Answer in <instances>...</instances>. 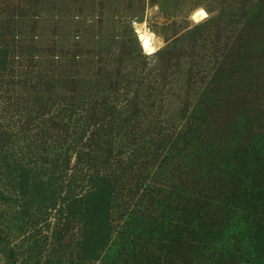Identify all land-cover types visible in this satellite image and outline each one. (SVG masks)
<instances>
[{"label":"rangeland","instance_id":"1","mask_svg":"<svg viewBox=\"0 0 264 264\" xmlns=\"http://www.w3.org/2000/svg\"><path fill=\"white\" fill-rule=\"evenodd\" d=\"M257 7L264 0H0V264H99L39 184L50 176L45 146L56 151L44 120L68 99L79 113L105 97L114 125H135L143 145L198 129L205 115L243 138L264 135Z\"/></svg>","mask_w":264,"mask_h":264},{"label":"trees","instance_id":"2","mask_svg":"<svg viewBox=\"0 0 264 264\" xmlns=\"http://www.w3.org/2000/svg\"><path fill=\"white\" fill-rule=\"evenodd\" d=\"M250 22L263 32L264 11ZM57 58V57H56ZM65 100L57 96V102ZM45 131L56 149L42 173L44 199L82 237V255L99 264H264V135L207 115L198 129L137 143L135 125L118 129L105 97L79 113L64 101ZM129 105L125 106V109ZM124 109V111H125ZM130 116L120 119L121 125ZM209 120L207 124V121ZM125 137L127 143H115ZM257 139V141L255 140Z\"/></svg>","mask_w":264,"mask_h":264},{"label":"clouds","instance_id":"3","mask_svg":"<svg viewBox=\"0 0 264 264\" xmlns=\"http://www.w3.org/2000/svg\"><path fill=\"white\" fill-rule=\"evenodd\" d=\"M201 15H204V13H201Z\"/></svg>","mask_w":264,"mask_h":264}]
</instances>
